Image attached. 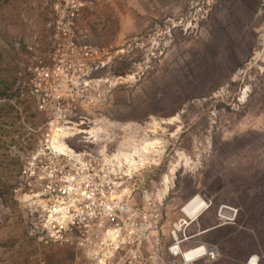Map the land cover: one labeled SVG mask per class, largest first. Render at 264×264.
Here are the masks:
<instances>
[{
	"label": "rangeland",
	"instance_id": "1",
	"mask_svg": "<svg viewBox=\"0 0 264 264\" xmlns=\"http://www.w3.org/2000/svg\"><path fill=\"white\" fill-rule=\"evenodd\" d=\"M56 1L0 0V264H89L30 235L12 192L44 122L30 85L53 63ZM84 1L79 36L111 50L92 73L113 85L96 123L154 131L166 263L264 264V0Z\"/></svg>",
	"mask_w": 264,
	"mask_h": 264
},
{
	"label": "built area",
	"instance_id": "2",
	"mask_svg": "<svg viewBox=\"0 0 264 264\" xmlns=\"http://www.w3.org/2000/svg\"><path fill=\"white\" fill-rule=\"evenodd\" d=\"M84 7V0L54 4L53 63L37 65L30 85L44 122L30 131L36 142L25 149L12 192L30 235L82 248L89 264H167V207L145 177L157 163L154 131L144 134L140 123L129 132L96 123L113 85L92 73L111 50L79 36ZM207 256L215 260L219 252L210 248Z\"/></svg>",
	"mask_w": 264,
	"mask_h": 264
},
{
	"label": "trees",
	"instance_id": "3",
	"mask_svg": "<svg viewBox=\"0 0 264 264\" xmlns=\"http://www.w3.org/2000/svg\"><path fill=\"white\" fill-rule=\"evenodd\" d=\"M0 72H1V70H0ZM120 73V72H119ZM119 73H117V74H119ZM5 79L6 78H4V81H5ZM3 82H2V75L0 76V85L2 84ZM256 260V257H254L253 259H252V263H254L255 264V261Z\"/></svg>",
	"mask_w": 264,
	"mask_h": 264
},
{
	"label": "bare ground",
	"instance_id": "4",
	"mask_svg": "<svg viewBox=\"0 0 264 264\" xmlns=\"http://www.w3.org/2000/svg\"><path fill=\"white\" fill-rule=\"evenodd\" d=\"M146 148V147H145Z\"/></svg>",
	"mask_w": 264,
	"mask_h": 264
}]
</instances>
